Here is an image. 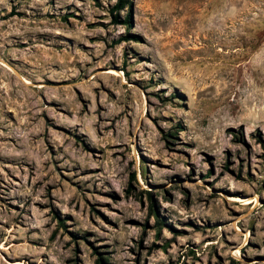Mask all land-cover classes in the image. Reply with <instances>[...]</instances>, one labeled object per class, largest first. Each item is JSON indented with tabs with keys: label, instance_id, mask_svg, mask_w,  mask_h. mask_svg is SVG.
Returning <instances> with one entry per match:
<instances>
[{
	"label": "rangeland",
	"instance_id": "374dc122",
	"mask_svg": "<svg viewBox=\"0 0 264 264\" xmlns=\"http://www.w3.org/2000/svg\"><path fill=\"white\" fill-rule=\"evenodd\" d=\"M0 264H264V0H0Z\"/></svg>",
	"mask_w": 264,
	"mask_h": 264
},
{
	"label": "bare ground",
	"instance_id": "6f19581e",
	"mask_svg": "<svg viewBox=\"0 0 264 264\" xmlns=\"http://www.w3.org/2000/svg\"><path fill=\"white\" fill-rule=\"evenodd\" d=\"M110 72H112V73H117V72H115V71H112V70H111ZM24 81H26V83H29L27 80H24Z\"/></svg>",
	"mask_w": 264,
	"mask_h": 264
},
{
	"label": "trees",
	"instance_id": "16d2710c",
	"mask_svg": "<svg viewBox=\"0 0 264 264\" xmlns=\"http://www.w3.org/2000/svg\"><path fill=\"white\" fill-rule=\"evenodd\" d=\"M119 6H122V5H121V2H120V4H119Z\"/></svg>",
	"mask_w": 264,
	"mask_h": 264
}]
</instances>
